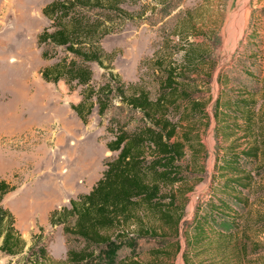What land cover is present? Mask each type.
Here are the masks:
<instances>
[{"label": "rangeland", "instance_id": "1", "mask_svg": "<svg viewBox=\"0 0 264 264\" xmlns=\"http://www.w3.org/2000/svg\"><path fill=\"white\" fill-rule=\"evenodd\" d=\"M50 2L0 0V180L14 186L1 204L13 215L14 226L26 244L23 252L13 257L0 252V264H25L35 239H40L50 260L42 264H71L67 261V251L80 249L82 242L66 236L62 225L52 226L50 213L70 207L71 200L87 194L102 177L105 164L117 155L106 144L114 139L118 127L132 131L143 125L142 113L119 100L114 101L104 116L98 114L94 103L84 123L71 109V105L81 101L82 87L70 90L63 81L51 84L42 80L43 68L68 56L63 48H56L54 58L41 57L42 50L49 47L38 45L37 37L50 26L42 14ZM119 2L123 13L107 7L106 2L104 7L87 11L94 21L109 30L99 41L105 53L104 67L90 64L93 87L104 84L111 70L126 87L144 89L154 100L160 91L163 69L180 64L188 46L206 55L200 69L214 66L208 87H204L208 81L202 70L190 74L193 83L188 82L187 86L190 92H196L194 97L207 102L210 123L208 128L200 130L203 152L192 156L187 150L181 162L182 166L189 164L187 182L162 191L175 195L177 205L183 206L178 237L182 249L185 223L196 206L208 198L213 174L215 142L211 105L220 89L218 74L227 70L230 78L236 59L254 58L264 89V0ZM249 43L256 45V53L247 50ZM256 99L258 109L264 103L260 95ZM166 117L176 123L179 114L169 108ZM148 219H144L147 224ZM137 221L133 218L130 222L136 225ZM154 223L157 227L158 223ZM131 227L135 229L132 234L115 241L118 247L99 250L98 257L84 264H111L113 254L118 259L136 256L148 264H184L174 243V247L165 248L163 235L142 237L139 230ZM223 230L234 232L231 228ZM232 237L221 249L217 246L219 241H215L203 252L193 253L190 262L264 264V172L256 176L250 206L239 231ZM156 249L166 254L151 255Z\"/></svg>", "mask_w": 264, "mask_h": 264}, {"label": "trees", "instance_id": "2", "mask_svg": "<svg viewBox=\"0 0 264 264\" xmlns=\"http://www.w3.org/2000/svg\"><path fill=\"white\" fill-rule=\"evenodd\" d=\"M115 1L112 4L107 0H51L42 9L50 26L37 37L38 45L49 47L42 50L41 57L54 58L56 48H63L68 54L43 68L42 80L51 84L63 81L70 90L82 87V99L71 105V109L84 123L94 103L98 114L104 116L116 100L141 112L143 117V125L137 129L127 131L118 127L114 131V139L106 146L117 155L105 164L102 177L87 194L71 200L70 207L53 210L49 222L52 226L62 225L66 236L82 242L80 249H68L67 261L71 264H84L98 257L101 251L118 247L115 241L132 234L135 229L131 226L142 237L163 235L165 248L175 246L177 252L181 251L183 263L193 264L189 260L193 253L203 252L215 241H219L217 246L221 249L224 243L234 239L232 234L239 231L250 206L256 176L264 172V104L257 109L256 99L260 95L264 103L260 70L254 66V58L239 57L234 62L232 77L229 78L227 70L217 76L220 89L211 105L215 142L213 174L208 198L196 206L185 223V243L181 249L178 237L183 206L177 205L175 195L162 191L187 182L189 164L181 163L187 150L192 156L203 152L200 130L208 128L210 123L207 102L194 97L196 92H190L187 86L193 81L190 74L202 70L208 81L204 87H208L214 66L200 69L206 55L188 46L180 64L163 69L160 91L154 100L144 89L126 87L111 70L104 84L93 87L90 64L104 67L105 53L99 41L109 30L103 23L94 21L87 11L104 7L106 2L107 7L123 13L118 7L121 2ZM256 48L253 43L247 45L252 54L257 52ZM230 84L232 87H228ZM169 108L179 114L176 123L166 117ZM13 190L14 186L0 180V252L11 257L22 253L26 245L14 226L13 215L1 204L4 196ZM133 218L138 220L136 225L130 222ZM154 222L158 223L157 227ZM224 228L234 232L224 233ZM28 251L25 264L50 262L40 239H35ZM150 253L166 254L157 249ZM111 264L148 263L136 256L118 259L113 254Z\"/></svg>", "mask_w": 264, "mask_h": 264}]
</instances>
